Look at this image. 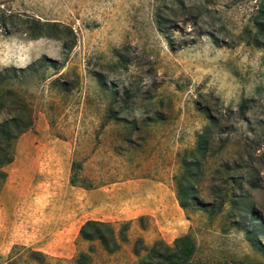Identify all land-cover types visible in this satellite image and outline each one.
I'll list each match as a JSON object with an SVG mask.
<instances>
[{
    "label": "rangeland",
    "instance_id": "rangeland-1",
    "mask_svg": "<svg viewBox=\"0 0 264 264\" xmlns=\"http://www.w3.org/2000/svg\"><path fill=\"white\" fill-rule=\"evenodd\" d=\"M0 8L58 25L35 39L0 31V122L31 119L1 168L0 264H36L28 250L75 264L88 249L90 264H138L135 239L171 244L184 233L193 264H264V0ZM206 127L181 209L174 177ZM87 219L128 221L125 240L107 252L80 239Z\"/></svg>",
    "mask_w": 264,
    "mask_h": 264
},
{
    "label": "trees",
    "instance_id": "trees-1",
    "mask_svg": "<svg viewBox=\"0 0 264 264\" xmlns=\"http://www.w3.org/2000/svg\"><path fill=\"white\" fill-rule=\"evenodd\" d=\"M257 32L263 30L260 21H256ZM55 22L40 21L25 14L12 13L0 8V31L3 34L9 33L12 29H18L22 34L31 39L41 36H55L53 31L57 28ZM253 44L258 46L256 35H252ZM44 59V57H43ZM49 61V60H46ZM50 62V61H49ZM53 64V62H50ZM51 66V65H50ZM9 92V91H5ZM243 114L246 105L239 106ZM212 121V120H211ZM211 124H214L212 121ZM31 125L30 116L26 121L21 122L17 115H13L6 120L0 122V175L4 176L1 168L12 160L13 143L17 136L24 132ZM208 127L204 128L197 134L196 143L193 149L189 150V156L186 158L185 150L181 157V171L179 175L175 176L177 188V202L181 209L186 208L184 201L185 194L188 193L189 188H183L182 182L193 179L196 174V169L199 166V160L202 158L208 146ZM178 177V178H177ZM70 182H73L71 177ZM248 187H252L249 180L246 181ZM184 189V191H183ZM230 194V193H229ZM194 199V196H190ZM231 207L235 208L234 196L230 194ZM223 204L220 200L219 206ZM205 211L212 213L214 209L209 208ZM250 213V211H246ZM128 221L119 223L116 227L108 221H100L95 219L85 220L78 228L77 235L80 239L88 242L97 241L102 248L107 252H113L120 247V243L125 240V230L127 229ZM251 233L247 232V238ZM249 239L254 244V239ZM195 242L189 233L181 234L175 237L171 244L164 243L161 239L154 240L149 246L141 243V239L137 238L133 242L132 252L137 257L138 264H193L192 257L195 253ZM28 257L36 262V264H51L50 257L36 250H28ZM90 253L88 251H78L74 257L75 264H90Z\"/></svg>",
    "mask_w": 264,
    "mask_h": 264
}]
</instances>
